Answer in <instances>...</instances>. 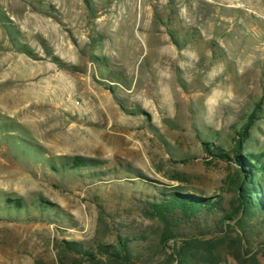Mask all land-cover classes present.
<instances>
[{
	"label": "rangeland",
	"instance_id": "obj_1",
	"mask_svg": "<svg viewBox=\"0 0 264 264\" xmlns=\"http://www.w3.org/2000/svg\"><path fill=\"white\" fill-rule=\"evenodd\" d=\"M197 3L173 4L172 10L201 11ZM229 7L203 10L219 13L205 20L204 35L185 16L157 20L158 29L173 25L165 43L173 45L175 63L184 60L183 68L173 64L170 87L178 85L181 98L165 116L136 102L125 107L126 122L120 116L107 124L96 111L101 79H45V97L28 100L23 92L36 93L32 81L0 79V264H60L63 241L88 248L153 229L157 222L144 211L166 193H221L232 166L202 143L212 153L229 151L264 98V0H235ZM83 39L78 66L62 62L53 45H46L43 61L78 74L85 62L104 65ZM202 76L204 109L196 107ZM244 151L264 152V101ZM77 158L90 162L71 167Z\"/></svg>",
	"mask_w": 264,
	"mask_h": 264
},
{
	"label": "crops",
	"instance_id": "obj_2",
	"mask_svg": "<svg viewBox=\"0 0 264 264\" xmlns=\"http://www.w3.org/2000/svg\"><path fill=\"white\" fill-rule=\"evenodd\" d=\"M193 1L0 0V79L15 83L32 81L36 93L24 91L22 99L26 100L45 97V79H101L105 85L104 91L99 93L96 111L107 124L120 116V122H126L125 107H133L136 102L141 108L165 116L168 106H174L181 98L180 87H170L174 85L172 79H176L173 64L183 68L184 60L178 58L175 63L173 45L165 43L166 30L171 31L173 25L161 24L158 29L157 20L171 21L185 16L196 20L197 30L204 35L205 20L218 19L219 13L213 11L206 16L203 10L221 3L230 9L235 0H197L201 11L172 10L173 4ZM215 26L217 29L218 25ZM211 28L213 30L214 25ZM83 37L87 51L100 56L104 65L94 62L93 68H89V62H85L84 73L78 74L59 68L54 62L43 61L46 45H53L55 55L62 62L78 66ZM137 39L142 41L141 48L134 46ZM204 81L202 76V95L200 103H196V107L200 105L202 109Z\"/></svg>",
	"mask_w": 264,
	"mask_h": 264
},
{
	"label": "trees",
	"instance_id": "obj_3",
	"mask_svg": "<svg viewBox=\"0 0 264 264\" xmlns=\"http://www.w3.org/2000/svg\"><path fill=\"white\" fill-rule=\"evenodd\" d=\"M263 101L261 97L246 116L229 151L212 153L202 143L205 152L232 166L221 193H166L144 211L157 222L153 229L88 248L63 241L58 246L60 264H264V152L244 151ZM88 162L77 158L71 167ZM176 180L183 182L181 177Z\"/></svg>",
	"mask_w": 264,
	"mask_h": 264
}]
</instances>
